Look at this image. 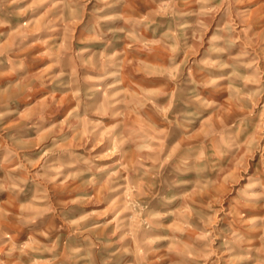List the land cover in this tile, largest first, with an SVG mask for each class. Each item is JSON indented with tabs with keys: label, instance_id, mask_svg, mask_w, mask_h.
Returning <instances> with one entry per match:
<instances>
[{
	"label": "rangeland",
	"instance_id": "rangeland-1",
	"mask_svg": "<svg viewBox=\"0 0 264 264\" xmlns=\"http://www.w3.org/2000/svg\"><path fill=\"white\" fill-rule=\"evenodd\" d=\"M0 264H264V0H0Z\"/></svg>",
	"mask_w": 264,
	"mask_h": 264
}]
</instances>
